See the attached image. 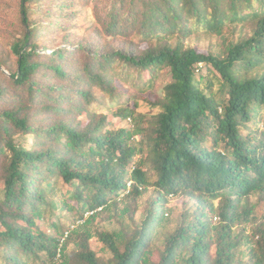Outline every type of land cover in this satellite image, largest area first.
<instances>
[{"label":"trees","instance_id":"obj_1","mask_svg":"<svg viewBox=\"0 0 264 264\" xmlns=\"http://www.w3.org/2000/svg\"><path fill=\"white\" fill-rule=\"evenodd\" d=\"M43 2L55 5L19 0L24 30L13 61L0 60V264H264V221L252 240L246 231L253 218L242 205L264 193V0H111L102 31L146 48L133 41L107 51L66 37L51 53L38 39L65 26ZM226 28L240 35L223 55L184 42L196 31ZM121 66L149 72L150 81L164 68L171 72L147 129L115 127L92 107L104 102L99 92L118 96ZM135 111L116 114L126 120ZM17 134L33 137L32 146ZM149 186L158 195L139 227L101 229L103 214L111 221L120 201L127 203L120 218L133 220ZM178 194L194 203L157 246L167 197Z\"/></svg>","mask_w":264,"mask_h":264},{"label":"rangeland","instance_id":"obj_2","mask_svg":"<svg viewBox=\"0 0 264 264\" xmlns=\"http://www.w3.org/2000/svg\"><path fill=\"white\" fill-rule=\"evenodd\" d=\"M61 1L62 0H53L55 3L53 6H48L43 2V5L47 8L50 7L52 11H54L55 16L59 17L65 26V28L57 33H45L38 39L43 51L51 53L52 46H60L67 38L71 40V43L95 44L107 51L110 49L128 48L133 41L138 43L141 49L147 47L145 42L142 43L136 38L134 40L132 36H112L107 35L102 31L103 26L99 24L100 16L105 12V9L109 7L108 5L111 3V0H89L85 2L76 0L67 9L62 8ZM30 12H33L31 7ZM61 15L63 16L61 17ZM19 18V0H0V60L10 58L13 61L11 56L13 43L20 35H22L24 30ZM239 35V31L235 33V31L232 29L229 30L228 28L217 32L203 29L191 34L184 39V42L186 46L198 47L201 50H209L213 54L223 55L225 49L232 41L237 40ZM180 41L181 39L179 38L172 39L174 44H179ZM199 68L201 71H204L206 66L203 63L199 65ZM201 71L199 73H201ZM213 74V71L208 72V76L210 77ZM115 77L118 96L113 98L110 97L108 93L99 92L97 96H103L105 98L104 102L102 104L95 103L92 107L101 115L103 113L109 115L111 121L110 125L112 124L115 127L139 126L142 129H147L150 126L151 121L154 120V116L159 112V108L155 106L154 100L156 97H161L164 86L172 80L171 72L168 68H164L163 70L156 72L153 80L150 81L149 72L146 73L145 71L140 73L138 70H130L127 66H121L115 69ZM120 107H134L136 111L133 117L123 120L121 116L116 114ZM134 118L136 123L133 121ZM251 126L256 127V123L254 122ZM262 127L263 126L261 125V128ZM16 139L17 142L25 147L32 146L34 141L33 137L29 135L23 136L21 134H17ZM141 140V136H137L136 144L140 145ZM140 158L141 155H139V159ZM132 182V180L129 181V188L127 191L121 193L119 199L129 193ZM3 187L4 183L0 179V196L2 195ZM157 195L158 192L155 187L149 186L145 193L137 199V206H135V208L133 207L135 210L133 220L130 216L120 218V211L125 204H127L124 201H120L119 203L121 204L118 206L119 209H114L111 212V215H114L111 221L108 220L110 215L109 212L103 214L102 219L106 220L102 222L100 226L101 229L119 231L127 226L139 227L146 216V211L150 207L151 201L155 199ZM126 200L130 203L133 199L129 198ZM193 203L194 200H191L190 197L185 194L169 195L167 197L166 207L168 213L165 215L167 221L158 229L155 239L157 246L162 245L166 236L176 230L180 223L183 211ZM216 203H219V200L216 201ZM242 205L245 206L246 209H250V216L253 218V220L247 224L246 234L249 235L252 240L257 239V228L264 221V193H254L249 195L243 200ZM64 215L67 216V213ZM214 220L215 223L220 222L218 216ZM84 221L85 219L80 221L77 229L83 227ZM67 225H70V222H67ZM92 229L94 232L97 231L95 228ZM241 229L242 225L234 228L235 231ZM93 246L97 253L102 255V253L99 252L101 245L96 241V238L93 240ZM70 248H75V244L71 243ZM215 253L216 248L213 247L211 256L214 257ZM103 257L109 259L110 255L104 254ZM154 260H158L157 252L155 253Z\"/></svg>","mask_w":264,"mask_h":264},{"label":"built area","instance_id":"obj_3","mask_svg":"<svg viewBox=\"0 0 264 264\" xmlns=\"http://www.w3.org/2000/svg\"><path fill=\"white\" fill-rule=\"evenodd\" d=\"M130 184H131V183H130ZM68 234H69V231H68V232L65 234V237H67V236H68ZM59 255H60V254H59ZM59 255H58V256H59Z\"/></svg>","mask_w":264,"mask_h":264}]
</instances>
